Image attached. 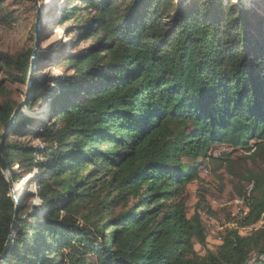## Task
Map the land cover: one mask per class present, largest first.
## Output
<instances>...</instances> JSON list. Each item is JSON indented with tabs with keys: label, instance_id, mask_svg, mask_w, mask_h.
I'll return each instance as SVG.
<instances>
[{
	"label": "trees",
	"instance_id": "1",
	"mask_svg": "<svg viewBox=\"0 0 264 264\" xmlns=\"http://www.w3.org/2000/svg\"><path fill=\"white\" fill-rule=\"evenodd\" d=\"M60 18L77 22L72 47L90 42L57 60L63 73L38 79L32 50L0 53L10 79L34 71L26 105L48 101L49 114L14 117L0 84L11 180L35 171L36 185L16 204L0 170V256L15 211L18 222L0 264H264V163L212 248V211L198 202L189 215L186 192L221 156H264V13L223 0H67Z\"/></svg>",
	"mask_w": 264,
	"mask_h": 264
},
{
	"label": "rangeland",
	"instance_id": "2",
	"mask_svg": "<svg viewBox=\"0 0 264 264\" xmlns=\"http://www.w3.org/2000/svg\"><path fill=\"white\" fill-rule=\"evenodd\" d=\"M187 1L175 0L182 5ZM66 2L67 0H0V53L15 58L32 50L33 66L40 68L34 73L38 79L52 78L63 73L64 69L56 64L57 60L76 48H86L90 43L87 39H83L75 48L72 47L71 44L76 38L77 22L73 19L61 20V12ZM223 2L224 5H244L249 10L264 13V0H223ZM78 12H80L81 20H88L95 14L93 9ZM15 72L17 76H20L19 71ZM33 72L28 73V78L33 77ZM28 78L26 83L10 79L6 71L0 67V84L10 91L12 100L20 104L18 113L22 112L36 120H46L49 117L48 101H39V105L33 108L26 105L29 96ZM4 132L5 130L0 128V136ZM15 139L25 145H42L31 135H22ZM223 150L225 149L218 147L214 148L213 152L219 155ZM243 155L241 151H237L229 161H224L225 157L221 156V160L209 165L201 172L199 180L189 183L186 187L189 215L198 202L212 211L211 219L207 220L209 248L216 244L222 229L235 226L229 221L243 207L241 196L248 184L245 179L249 173H256L263 166L264 156L244 161ZM15 171H17L16 168ZM34 173L35 171H32L33 176L31 174L32 178L26 181L23 190L16 188L20 179L12 182L10 195L21 200L26 191L34 193L36 191V185L32 183ZM32 203L38 204L36 199ZM245 232L246 230H241V233ZM195 249L201 254L204 252L198 244L195 245Z\"/></svg>",
	"mask_w": 264,
	"mask_h": 264
},
{
	"label": "water",
	"instance_id": "3",
	"mask_svg": "<svg viewBox=\"0 0 264 264\" xmlns=\"http://www.w3.org/2000/svg\"><path fill=\"white\" fill-rule=\"evenodd\" d=\"M33 57L34 56L32 55V58ZM33 68H34V66H33V62H32V70H33ZM30 81H31V77L29 76V78H28V86L30 84ZM28 92H29V90L27 91V93ZM19 108H20V104L18 105V107L14 111V117L17 115ZM4 135H5V132H4L3 135L0 136V138H1V141H0V170H1V173L4 175V177L6 178V180L11 185L12 180H11L10 172H9V169H8V166H7V163H6V156H5V152H4L5 150H4V145H3ZM12 198L14 200V203L17 204L19 202L18 197L13 195ZM17 223H18L17 222V214H16V211H15L13 223L11 225V234H10V236L8 238L7 243H6V248L4 250V253L0 256V262H2L4 260V258L6 257V254H7V250L9 248V246L12 244L14 233H15L16 227H17Z\"/></svg>",
	"mask_w": 264,
	"mask_h": 264
},
{
	"label": "bare ground",
	"instance_id": "4",
	"mask_svg": "<svg viewBox=\"0 0 264 264\" xmlns=\"http://www.w3.org/2000/svg\"><path fill=\"white\" fill-rule=\"evenodd\" d=\"M43 112H44V110H43ZM44 115H45V114H44ZM30 178H32V176H29L28 178H27V177H24V178L20 179V182L17 183L16 188H17L18 190H23L26 181L29 180Z\"/></svg>",
	"mask_w": 264,
	"mask_h": 264
},
{
	"label": "built area",
	"instance_id": "5",
	"mask_svg": "<svg viewBox=\"0 0 264 264\" xmlns=\"http://www.w3.org/2000/svg\"><path fill=\"white\" fill-rule=\"evenodd\" d=\"M206 217V219L208 220V219H211V217L210 216H205Z\"/></svg>",
	"mask_w": 264,
	"mask_h": 264
}]
</instances>
